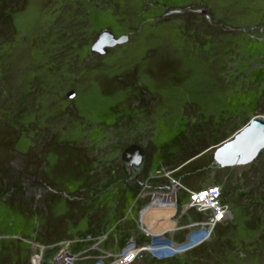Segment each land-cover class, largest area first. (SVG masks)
I'll return each instance as SVG.
<instances>
[{"label": "rangeland", "instance_id": "rangeland-1", "mask_svg": "<svg viewBox=\"0 0 264 264\" xmlns=\"http://www.w3.org/2000/svg\"><path fill=\"white\" fill-rule=\"evenodd\" d=\"M262 114L264 0H0V264H112L128 247L125 264H264V148L214 158ZM211 183L230 215L193 236L184 188ZM168 198L152 237L141 216Z\"/></svg>", "mask_w": 264, "mask_h": 264}, {"label": "water", "instance_id": "water-1", "mask_svg": "<svg viewBox=\"0 0 264 264\" xmlns=\"http://www.w3.org/2000/svg\"><path fill=\"white\" fill-rule=\"evenodd\" d=\"M110 43L109 34L100 36L94 49L101 51L103 45ZM264 148V114L250 118L246 125L223 140L216 149L214 158L221 166L243 165L253 160ZM145 151L135 143L125 147L121 159L126 167L138 174L144 163Z\"/></svg>", "mask_w": 264, "mask_h": 264}, {"label": "built area", "instance_id": "built-area-1", "mask_svg": "<svg viewBox=\"0 0 264 264\" xmlns=\"http://www.w3.org/2000/svg\"><path fill=\"white\" fill-rule=\"evenodd\" d=\"M174 185L181 186L178 182L172 180ZM186 191L185 209L192 211L193 214L200 216L190 225L198 226L193 236H211V232L218 225L223 223L230 215V207L223 196L222 188L219 184L211 183L199 188H184ZM175 205V204H174ZM176 207V206H175ZM124 253H126L124 255ZM137 253L132 247H128L122 253L123 261L128 263ZM120 260V259H118Z\"/></svg>", "mask_w": 264, "mask_h": 264}, {"label": "bare ground", "instance_id": "bare-ground-1", "mask_svg": "<svg viewBox=\"0 0 264 264\" xmlns=\"http://www.w3.org/2000/svg\"><path fill=\"white\" fill-rule=\"evenodd\" d=\"M164 200V202H158L156 204H149L147 205V207L145 208L144 213L141 216V222H142V226L143 229L145 230L146 233H148L149 235H151L152 237H157V236H162L163 232H159V233H153L151 230L152 225L148 224L144 221V218L146 217V214H148L149 212H155L158 210H172V205L174 204V199L172 198H168V199H161ZM174 209V208H173ZM175 227L170 228V230H174ZM198 243V240L193 239L192 241H186L185 243H182L180 245L177 244H173L172 242L170 244H166V245H161V246H147L145 247V249L148 250H158L161 251L162 253H166V254H171V253H176V252H180L183 251L185 249H189L193 246H195ZM130 248V247H129ZM126 253H124L125 255ZM123 256H121L120 260H116L114 262H112V264H122L124 263L123 261ZM56 264H69V261L67 260L66 257H62L61 259L59 258Z\"/></svg>", "mask_w": 264, "mask_h": 264}, {"label": "crops", "instance_id": "crops-1", "mask_svg": "<svg viewBox=\"0 0 264 264\" xmlns=\"http://www.w3.org/2000/svg\"><path fill=\"white\" fill-rule=\"evenodd\" d=\"M158 211L160 212V210H158ZM158 211H157V212H158ZM162 211L170 212L169 210H162ZM148 214H149V213H148ZM146 215H147V214H146Z\"/></svg>", "mask_w": 264, "mask_h": 264}]
</instances>
